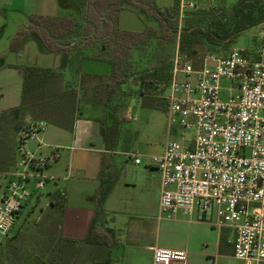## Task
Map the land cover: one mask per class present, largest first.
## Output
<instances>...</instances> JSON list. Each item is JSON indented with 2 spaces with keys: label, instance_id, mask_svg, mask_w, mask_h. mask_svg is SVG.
Wrapping results in <instances>:
<instances>
[{
  "label": "built area",
  "instance_id": "1",
  "mask_svg": "<svg viewBox=\"0 0 264 264\" xmlns=\"http://www.w3.org/2000/svg\"><path fill=\"white\" fill-rule=\"evenodd\" d=\"M215 1L176 0L179 25L185 12L212 8ZM257 41L253 51L205 54L198 67L182 62L176 44L161 97L169 138L149 158L160 180L158 220L181 217L232 229L233 257L243 264H264V24ZM47 127L30 121L16 138V162L2 174L8 182L0 194V237L10 235L29 200L53 180L44 170L61 148L41 155L37 137ZM30 142H37L34 152ZM130 158L141 162L137 154ZM185 261V251L153 249L152 264Z\"/></svg>",
  "mask_w": 264,
  "mask_h": 264
},
{
  "label": "trees",
  "instance_id": "2",
  "mask_svg": "<svg viewBox=\"0 0 264 264\" xmlns=\"http://www.w3.org/2000/svg\"><path fill=\"white\" fill-rule=\"evenodd\" d=\"M75 5L76 12L72 15H30L26 27L17 30L8 46L10 52L19 53L24 49L25 39L34 36L45 52L67 59L65 71L72 82L64 79L63 72L35 66L20 68L23 78L20 103L0 111L1 175L14 167L16 138L26 126L25 119L43 120L51 126L72 131L80 106L96 104L93 98L87 100L85 82L92 76L105 77L102 86L93 91L94 95H101L98 100L107 107L104 109L106 116L98 123L105 151L109 153V160L103 159L101 163L98 189L87 198L94 207V218L83 240L62 237L66 193L61 189L48 193L56 236L39 257H33L36 264H74L82 246L90 249L92 262L96 257L106 260L109 254L99 255L95 249L110 250L118 246V232L107 226L110 220L105 210L106 200L118 179L111 160L120 130L116 113L121 102L113 103L116 95L123 98L130 91L137 92L144 98L141 106L154 108L157 103L146 97L159 85H162L161 91H165L171 77L170 58L176 44L182 62L191 61L198 67L205 54L218 55V52L227 51L242 33L264 24L263 0H236L229 8L219 6L217 9L188 11L183 14L180 25L176 2L169 9L155 7L152 0H76ZM124 10L135 12L151 24L142 32L120 30L119 15ZM151 42L160 53L158 63L151 69L134 70L130 62L132 51ZM86 62L104 63L107 69L101 74L88 75L83 69ZM132 85L135 90H130ZM0 264L6 263L1 261Z\"/></svg>",
  "mask_w": 264,
  "mask_h": 264
},
{
  "label": "rangeland",
  "instance_id": "3",
  "mask_svg": "<svg viewBox=\"0 0 264 264\" xmlns=\"http://www.w3.org/2000/svg\"><path fill=\"white\" fill-rule=\"evenodd\" d=\"M235 1L216 0L212 8L205 9H217L219 6L229 8ZM152 2L159 9H169L174 5L176 0H152ZM126 16V19L123 17V21L133 30L139 29L142 32L147 25L151 24L150 21H147L142 16H138L135 12H131ZM257 30L258 27H254L242 33L225 52H228L231 48L245 51L255 50L258 45ZM0 49V51H3L2 49L5 48ZM173 50L175 51V48ZM225 52H218L217 54L223 55ZM159 55L160 53L156 49L155 43L151 42L144 47L134 49L130 62L136 71L145 70L146 67L151 69L153 68L152 66L158 63L157 59ZM58 58L55 55L40 52L36 45L29 43L22 53L10 59L6 58L5 62L13 65L19 64L55 70L60 67V60ZM87 67L88 65H85L83 69L87 70ZM106 69L107 67L104 63H91L93 73L101 74ZM63 73L64 79L72 82V79H68L65 70ZM104 80L105 77L101 79L100 77L92 76L85 82L87 100L93 98L96 104L95 106L82 104L78 114L79 117L77 118L78 121L92 118L93 121L98 122V120L106 116L104 109L107 107L105 108L98 100L101 95L93 94L94 89L96 87L100 88ZM161 89L162 85H159L152 95H147L146 97V99L152 98L157 103L154 108L141 106V101L144 98L140 97L137 92L132 91L123 98L119 94L118 96L116 95L113 101V103L117 104L121 102V106L116 113L120 127L115 148L116 154L112 155L111 158L114 161V168L118 172L117 184L122 188L120 193L123 198L122 200L127 202V205L131 202L126 207L128 216L121 215L119 219L122 222L119 227L124 228L125 231L121 239L122 244L118 264H148L149 256L144 247L152 243V240L157 235L161 241L184 244L186 248L189 246V248L193 247L203 252L207 250L208 245L209 249L212 246L214 233H212L211 227L209 229L208 227L191 226L184 222L185 219L181 217L179 218L183 219L181 220L182 222L177 221L176 225H173L174 221L172 220H158V210L154 205V200L159 189L158 173L149 162V159L141 158V165L137 166L130 158L131 154L136 153L142 154L144 152L143 154L145 155H151L157 147L166 142L168 123L164 111V101L161 98L164 92ZM83 100L86 101V99ZM131 118L134 120H131ZM24 122L27 124L30 122V119L27 118ZM14 134L16 132L13 131L12 135ZM66 134L62 129L48 124L45 134L38 135V140L42 136L46 140V144H43L44 147L40 152L41 155H47L50 150L49 148L55 147L61 148L60 157L55 163L44 170V173L47 176H51L53 180L46 183L45 189L39 196L34 195L29 200L28 205L21 213L9 237H0V262L4 261L6 264H36L34 258L39 257L50 240L55 238L56 235L52 219L50 218L51 210L48 207L47 194L63 187L66 183L61 180L67 175L66 159L68 151L64 145L68 138ZM175 137H177V129L173 128L170 138L173 139ZM32 145H34V142H30L28 147L31 149ZM7 182V178L0 174V194L4 191ZM126 183H129L130 186L125 187ZM140 206H143V209ZM24 220L25 223L23 224ZM140 227L144 228L143 236L135 238L132 234L133 230ZM174 227L176 231L175 233H171L170 229ZM17 230L18 232L15 233ZM88 262H91L90 252L87 246H82L77 253L74 264H85ZM112 264H117V262L113 261ZM217 264L243 263L233 258L232 254L227 251L224 258L220 259Z\"/></svg>",
  "mask_w": 264,
  "mask_h": 264
},
{
  "label": "crops",
  "instance_id": "4",
  "mask_svg": "<svg viewBox=\"0 0 264 264\" xmlns=\"http://www.w3.org/2000/svg\"><path fill=\"white\" fill-rule=\"evenodd\" d=\"M75 3L76 0H0V48H5L2 49L3 51H0V111L14 108L19 105L23 80L20 68L26 66L19 64L13 65L10 63L7 64L5 59H10L13 56L15 57L16 55H19V53H22L29 43L36 45L40 52L47 53L34 36H29L25 39L24 49L19 53H13L8 50L10 40L18 29L26 27L30 15L48 17L72 15L76 12ZM131 12L132 11L130 10H124L120 13L118 27L123 31L140 32L139 29H130L126 22L123 21V17L126 19V15ZM55 56L59 57L60 67L54 71L63 72L66 67L67 59L61 55ZM91 63L93 64V62H86L84 64V66L88 65L87 70L84 69L88 75L96 74L91 70ZM63 131L67 133L66 135L68 137L64 143L68 154L66 159L67 175L61 179L66 183L63 187L59 188L66 193V207L64 209L61 224V236L67 239L81 241L86 237L90 224L94 218V207L87 198L93 196L98 189V174L100 172L101 163L103 159L107 161L109 160L107 157L109 153L105 151L104 142L100 134V125L97 121H93L92 118H86L85 121L76 120L71 132L66 130ZM45 132L42 134H45ZM166 136L167 141L169 138L168 133ZM45 141L44 136L39 137L40 143L45 145ZM36 145L37 142H34V145L31 146L32 148L29 149L34 152L36 150ZM164 145L165 144L157 147L151 155H145L143 154L144 152L142 154H136L140 156V158L149 159L151 156L159 154ZM114 154H116V151L113 152V155ZM113 162L114 161L112 160V163ZM141 162L137 166H140ZM158 184L159 189L154 200V205L157 210L160 196V180ZM127 186H130L129 183H126L125 187ZM121 189L122 188L116 182L105 203V210L108 213L110 220L107 226L118 232V246L110 250L107 248L95 249L96 253L100 252L99 255L104 254L105 256L108 253L110 257L106 260L105 258L100 259V257H96V261H91V264H112L113 261H116L118 264V261L120 260L121 239L123 238L125 229L119 227L122 224L119 219L121 215L128 216L126 207L131 204V202H129L127 205V202L122 200L123 198L120 194ZM140 207L143 209V206ZM181 220L183 219H180L179 217L172 220L174 221L173 225L182 222ZM184 222L191 226L208 227L209 229L211 227V231L214 233L211 248L209 249L208 245L206 248L207 250L204 252L194 249L193 247L189 248L187 244L186 246H188V248H186L184 244L161 241L157 235L156 238L152 240V243H149L144 247L149 256L148 264L153 263L154 248L185 251L186 261L184 264H217L220 259L224 258L227 251L233 256L231 242L234 239V231L232 229L222 228L219 230L204 221L184 220ZM170 231L171 233H175V227L171 228ZM143 233L144 228L140 227L135 228L132 234L135 238H141ZM88 251L90 252L89 248ZM115 255H117L116 258ZM173 264L181 263L174 262Z\"/></svg>",
  "mask_w": 264,
  "mask_h": 264
},
{
  "label": "flooded vegetation",
  "instance_id": "5",
  "mask_svg": "<svg viewBox=\"0 0 264 264\" xmlns=\"http://www.w3.org/2000/svg\"><path fill=\"white\" fill-rule=\"evenodd\" d=\"M135 88L136 87L134 85H132L131 88H130V90H133V89L135 90Z\"/></svg>",
  "mask_w": 264,
  "mask_h": 264
}]
</instances>
